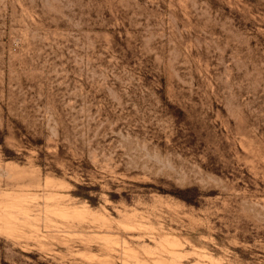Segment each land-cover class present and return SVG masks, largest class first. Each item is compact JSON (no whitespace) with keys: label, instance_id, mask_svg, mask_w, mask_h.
Listing matches in <instances>:
<instances>
[{"label":"rangeland","instance_id":"obj_1","mask_svg":"<svg viewBox=\"0 0 264 264\" xmlns=\"http://www.w3.org/2000/svg\"><path fill=\"white\" fill-rule=\"evenodd\" d=\"M0 219V264H264V0H0Z\"/></svg>","mask_w":264,"mask_h":264},{"label":"bare ground","instance_id":"obj_2","mask_svg":"<svg viewBox=\"0 0 264 264\" xmlns=\"http://www.w3.org/2000/svg\"><path fill=\"white\" fill-rule=\"evenodd\" d=\"M78 208H79V207H78ZM25 209H27L26 212H28V208H25ZM0 221H1V219H0Z\"/></svg>","mask_w":264,"mask_h":264}]
</instances>
